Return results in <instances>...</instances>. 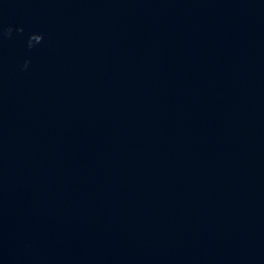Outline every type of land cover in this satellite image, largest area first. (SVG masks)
Segmentation results:
<instances>
[{"label": "water", "instance_id": "obj_1", "mask_svg": "<svg viewBox=\"0 0 264 264\" xmlns=\"http://www.w3.org/2000/svg\"><path fill=\"white\" fill-rule=\"evenodd\" d=\"M0 264H264V0H0Z\"/></svg>", "mask_w": 264, "mask_h": 264}]
</instances>
